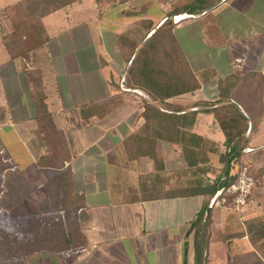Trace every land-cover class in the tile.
<instances>
[{
    "label": "crops",
    "instance_id": "0c3cea01",
    "mask_svg": "<svg viewBox=\"0 0 264 264\" xmlns=\"http://www.w3.org/2000/svg\"><path fill=\"white\" fill-rule=\"evenodd\" d=\"M171 10L159 0H80L41 19L48 41L27 60L12 59L0 35V164H10L0 170V211L41 215L44 208L56 209L50 194L64 193L65 172L78 200L63 207L74 211L75 223L72 218L56 222L68 225L67 234L42 235L26 264H195L190 226L205 199L148 195L190 188L198 174L183 172L181 147L168 140H157L152 155L135 154L129 146L143 129V102L150 98L128 88L127 71ZM172 34L199 84L194 92L168 100L188 107L185 111L218 100L220 80L264 75V0H224L210 12L180 19ZM32 69L41 75L47 110L64 139L62 158L57 154L52 161L57 168L39 166L51 151L38 135L33 88L25 74ZM111 102L117 105L103 114V105ZM214 120L211 112H198L190 133L220 153L224 135ZM215 154H208L210 163ZM209 214L205 264H228L226 231L234 219L214 205Z\"/></svg>",
    "mask_w": 264,
    "mask_h": 264
},
{
    "label": "trees",
    "instance_id": "16d2710c",
    "mask_svg": "<svg viewBox=\"0 0 264 264\" xmlns=\"http://www.w3.org/2000/svg\"><path fill=\"white\" fill-rule=\"evenodd\" d=\"M78 1L80 0H20L12 6L1 9L0 12L2 13L12 7H18L26 12L25 17L12 26V32L1 38L9 56L12 59H28L31 52L42 48L48 41V36L41 23V19ZM117 1L118 3H122L125 0ZM159 1L164 4L171 2L169 5H172V7L177 2L178 6L173 7L167 13V19L164 24L155 30L151 37L137 51L127 71L126 82L128 88L143 90L150 98L149 101L143 102L144 111L142 117L145 121L143 129L129 139V146H131L135 154L147 152V154L152 155L155 152L157 140L165 139L171 143H175L181 147L183 158L187 164V168L183 172L188 173L187 170L192 169V174H198L197 179L198 177L202 178L207 172L213 173L208 154L214 151L210 141L190 133V129L195 123L198 112L204 110L211 112L214 119L218 121L224 135L223 146L225 147V152L219 155V162L224 164V169L228 163V173L225 175V170H223L222 173L215 175L212 181L206 180V183L194 180L189 183L190 188H182L175 193L165 192L158 194L152 192L148 195L151 198L202 196L205 199L202 209L194 217L190 226V230H194L195 264H205V251L208 247L211 222L210 214L204 220L205 211L216 191L227 187L234 181L231 171L235 167L243 165V150L249 142L248 137L245 135L248 123L252 122V119L242 112V107L240 109L233 104L235 102L240 105L233 98V94L239 87H243L251 81L254 82L256 79L259 81L257 89L261 88L264 75H257V77H227L224 80H220L218 82L219 98L215 103L200 102L195 103L193 106H205L208 107L207 109L185 111L181 107L168 103V100L171 98L192 93L199 88L196 78L190 71L173 37L172 28L176 25L174 17L179 15L198 17L209 6L221 0H191L184 6L179 5L183 3V0ZM95 2L111 4L115 3L116 0H95ZM25 74L33 88L34 106L40 123L38 135L51 151V155L47 160H40L39 166L42 168L48 166L57 168V163H53L52 161L57 159V154L62 158V153L65 150L64 139L56 130L51 115L47 110L40 73L26 70ZM224 103H227V105H224ZM115 105H117L116 102L103 105V114L115 107ZM220 105L225 106L223 109H225L228 115L221 119L217 117V108ZM260 121L261 119L255 125L254 123L252 124L255 130L261 123ZM252 131L253 129L250 133ZM60 181L64 197L68 200L64 206H68L69 204L72 206L76 205L78 200L71 191V177L69 173L65 172ZM9 219L11 222H14L13 219L15 218ZM246 232L248 240L252 244L251 246L258 251L256 254L258 256H260L259 252L262 254V257L255 255L257 263L264 264V221L256 225L251 224L247 226ZM259 242L260 245L256 246L255 244ZM183 264H185V260Z\"/></svg>",
    "mask_w": 264,
    "mask_h": 264
},
{
    "label": "rangeland",
    "instance_id": "374dc122",
    "mask_svg": "<svg viewBox=\"0 0 264 264\" xmlns=\"http://www.w3.org/2000/svg\"><path fill=\"white\" fill-rule=\"evenodd\" d=\"M12 1L13 0H0V7L7 6L11 4ZM189 1L191 0H183V3L179 5L184 6ZM140 3L141 2H136V5H141ZM169 3L171 4V2ZM138 5L136 7H138ZM173 5V7H177L178 3L175 2ZM173 7L172 5H170L171 9H173ZM25 15L26 12L18 7H12L5 12H0L1 37L12 32V26L20 22L25 17ZM138 46L139 45H137V47ZM258 84L259 81L256 79L254 80V82L251 81L250 83H246L245 86L239 87L233 94V98L240 103L245 115L250 117L252 119V122L248 123V128L245 136L248 137L249 142L248 145H246V148L243 150V165H241V167L245 166L247 168L246 172L249 175L250 179L244 206L237 207V204L235 203L237 194H235L232 190L225 191L226 200L223 205H219L217 203L218 207L227 210L229 216L231 217V220L234 219V221L231 222L228 231H226L229 239V241L227 242L229 245V264H258L255 256L257 255L256 253L258 251H256L255 248L251 246L252 244H250L246 232L247 226L251 224L256 225L264 221V80H262V86L259 89H257ZM222 105L217 108V117H219V119L228 116L225 112V109H223V107L225 106ZM224 105H227V103H224ZM187 108L188 107H186L185 109ZM205 108L208 107H197V111L203 110ZM260 119V122L262 123H260L255 130L254 125ZM214 121L215 126L219 127L220 129L218 121ZM253 123L254 125H252ZM252 129L254 132L252 131L250 133ZM214 146L215 145L212 146V149H216ZM218 148L221 151L220 153L217 149L216 150L218 152L216 154L211 153L215 154L214 160L210 164L213 171L212 177L204 176L202 178L198 177V179L196 177L191 179V181L200 180L203 183H206L207 181H212L215 175L220 174L223 170H225L224 164L219 162V155L225 152L223 143L220 144V147ZM2 164L3 163L0 164V170H3L2 167H5L6 170L10 168L9 163L3 164L4 166ZM239 167L240 166H237L231 171V176H233L234 174L237 176V170ZM0 172V175H2V171ZM231 184H233V182ZM230 185H228L227 187L229 188ZM50 196L52 198L54 197L55 199L53 202H50V204L54 208H57L54 210L44 208L41 211V215H29L27 211L24 210L18 212V214H20L21 216L14 215L13 211L9 210L0 211V264H26L29 261L28 254L30 253L31 249H34L41 239L44 240L42 235L44 236L47 233L55 234L57 236L61 234H67L69 227L67 225H56V222L59 224L63 222L62 220L67 221L68 218H72V222L75 223L76 219L73 213L74 211L63 209L65 203L68 202V200L64 197V193H55L54 195L50 194ZM44 201L47 202V200ZM45 202H43V207L46 206ZM217 205L214 204V206ZM59 211L62 212V214L59 215ZM9 218H15L13 219L14 222H11ZM215 235L216 233L214 234V237ZM214 237L213 244L215 245L217 244V242H215ZM58 243L59 242H56L53 245L57 246L56 244ZM214 245L211 248V254H213V248L215 247ZM255 245H260V242ZM78 247H81V245L72 248L77 249ZM259 255L261 256L262 254L259 252ZM260 256L257 255V257Z\"/></svg>",
    "mask_w": 264,
    "mask_h": 264
},
{
    "label": "built area",
    "instance_id": "2783aa9c",
    "mask_svg": "<svg viewBox=\"0 0 264 264\" xmlns=\"http://www.w3.org/2000/svg\"><path fill=\"white\" fill-rule=\"evenodd\" d=\"M181 17H192L189 15H179L178 19L180 20ZM178 20V22H179ZM247 168L245 166L243 167H239L237 170V176L234 174L232 177H234V181L233 184H231L228 187L225 188H221L219 190L216 191L215 195H214V204L217 205V203L219 205H223V203L225 202L226 198H225V191H234L235 194H237L236 196V200L235 203L237 204V207L239 206H244L245 203V198L247 196V188L248 185L250 184V179H249V175L247 174ZM218 206V205H217Z\"/></svg>",
    "mask_w": 264,
    "mask_h": 264
},
{
    "label": "water",
    "instance_id": "95a60500",
    "mask_svg": "<svg viewBox=\"0 0 264 264\" xmlns=\"http://www.w3.org/2000/svg\"><path fill=\"white\" fill-rule=\"evenodd\" d=\"M223 1H224V0H221V1L217 2V3H214L213 5L209 6V7L205 10V12H210V11H212L213 9L217 8L219 5H221V4L223 3ZM178 20H179V19H178V16H175V17H174V22L177 23ZM129 91H133V92L138 93V94H140V95L143 96V94H142L139 90H129ZM227 173H228V163L226 164L225 175H226ZM213 205H214V198L210 201L209 205L207 206V209H206V211H205V215H204V220L207 219V217H208V215H209V213H210V210H211V208H212Z\"/></svg>",
    "mask_w": 264,
    "mask_h": 264
},
{
    "label": "bare ground",
    "instance_id": "6f19581e",
    "mask_svg": "<svg viewBox=\"0 0 264 264\" xmlns=\"http://www.w3.org/2000/svg\"><path fill=\"white\" fill-rule=\"evenodd\" d=\"M184 17H181L180 19H183Z\"/></svg>",
    "mask_w": 264,
    "mask_h": 264
}]
</instances>
